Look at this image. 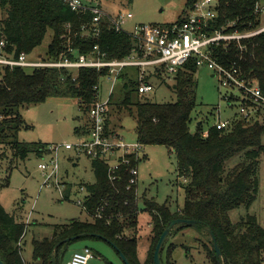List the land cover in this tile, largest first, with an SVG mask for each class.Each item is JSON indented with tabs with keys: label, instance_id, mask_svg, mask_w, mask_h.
Returning <instances> with one entry per match:
<instances>
[{
	"label": "trees",
	"instance_id": "1",
	"mask_svg": "<svg viewBox=\"0 0 264 264\" xmlns=\"http://www.w3.org/2000/svg\"><path fill=\"white\" fill-rule=\"evenodd\" d=\"M219 1V24L226 23L227 19L238 22L229 31L243 32L260 25L261 20L254 15L257 0ZM191 3L189 0L186 9ZM48 31L53 32V40L45 56L40 54L45 61H58L66 51L67 40L75 50L71 58L91 55L98 47L107 60H121L133 48L131 39L117 32L108 19H102L96 25L92 13L72 11L60 0H0V37L7 43L9 57L17 58L22 53L31 56L43 44ZM241 46L242 49L236 44L229 48L217 47L215 58L228 69L236 66L241 78L250 85L259 86L264 94V33L244 40ZM198 71L193 61L182 67L174 77L173 91L177 101L156 103L139 92V69L126 68L116 84L120 86L118 96L115 97L114 88L107 107V133L116 134L111 117L117 109L125 107L136 121L137 142L144 147L165 146L175 154L178 176L184 181V207L172 212L167 204L160 205L154 199L144 198L141 209L138 186L130 184V169L137 165L133 156L128 165L121 166L112 182L108 176V163L92 161L95 183L85 185L88 192L85 206L91 216L101 217L73 220L56 227L52 238L34 240L36 261L64 264L71 244L90 239L109 243L130 264H155L154 253L162 234L171 221L182 219L196 221L201 230L214 233L221 257L212 243L204 245L211 264H263L264 227L249 214L233 223L229 212L241 207L249 209L257 199L260 159L264 157V124L237 119L225 130L211 128L204 137L201 123L197 132L192 133L190 123L197 107L195 76ZM0 74V167L7 158V153L1 152L6 146H11L16 158L23 161L33 154L45 158L51 153V144L19 140L18 134L25 127L20 113L22 107L39 105L54 97L73 98L87 116V122L76 128L75 133L78 137L88 134V114L98 93L95 88L104 82L106 70L84 68L74 77L72 71L65 69L16 67L7 68ZM152 79L163 80V77L152 75L147 81ZM235 157H240L239 164L228 169L229 162ZM9 185V179L0 183V192ZM141 212H147L152 219L143 263L139 260L136 235ZM27 227L14 214L7 213L0 203V260L4 264H25L21 243ZM74 237L79 238L68 241ZM167 241L161 250L162 263L175 264L169 249L164 257Z\"/></svg>",
	"mask_w": 264,
	"mask_h": 264
},
{
	"label": "rangeland",
	"instance_id": "2",
	"mask_svg": "<svg viewBox=\"0 0 264 264\" xmlns=\"http://www.w3.org/2000/svg\"><path fill=\"white\" fill-rule=\"evenodd\" d=\"M85 4L92 3L100 6L112 16L120 14H132L133 18L126 21V30H132L135 25L167 26L181 20L184 16L189 0H83ZM264 7V0H260ZM260 20L264 26V11L260 14ZM53 40V32L48 31L43 44L30 56L36 59L40 54L47 53ZM71 43L65 44L68 52ZM98 54L89 55L91 59H97ZM77 76V71H72ZM198 83L197 107L191 115L190 130L196 133L200 123L202 135L207 137L209 130L219 121L235 120L239 113L238 103L228 105L225 96L231 94L239 96L237 90H231L222 86L220 78L203 67L195 76ZM154 91L148 96L156 103H175L177 95L173 91L174 77L165 76L163 80H151ZM111 83L101 84L100 100L104 103L109 99ZM119 85L115 86V97L119 93ZM234 99V98H233ZM125 107L117 109L112 115L116 134L120 135L126 144L137 143L136 121ZM25 127L18 134L19 140L27 143H45L51 145L75 144L79 137L75 129L87 122L84 112L73 98H50L39 105L25 106L20 109ZM264 144V134L262 136ZM146 159L138 166V195L140 207L143 200L154 199L160 205L167 204L172 212L181 210L186 201L183 188V180L177 172V158L175 154L165 146L144 147ZM2 151L7 153V158L0 167V183L10 180V185L0 192V203L7 213L14 214L18 221L28 225L26 235L21 243V252L25 264H41L33 257V241H41L52 238L56 227L67 225L73 220L87 221L90 216L79 206L78 201L83 202L85 191L70 194V199L61 202V193L56 186L44 185L45 178L39 165L50 161L49 158H40L36 155L23 161L16 158L11 146L4 147ZM240 157H235L228 164V169L236 167ZM60 176L65 183L78 188L80 185L95 183L92 161L84 156L77 158L74 150H62L60 152ZM259 192L256 201L249 209L241 207L229 212V218L237 223L241 217L252 215L257 218L264 227V157L260 159ZM152 219L147 212H141L139 228L136 235L139 238L138 252L141 258L145 257L148 239L151 229L148 224ZM203 233L205 230H201ZM135 234V233H134ZM211 238L203 235L192 227H179L173 229L168 238L164 257H167L168 249L172 251L171 258L175 264H211L204 245L210 246ZM85 247L92 250L93 258L88 264H125L121 256L113 246L103 240H78L68 247L65 262ZM264 264V261H263Z\"/></svg>",
	"mask_w": 264,
	"mask_h": 264
},
{
	"label": "built area",
	"instance_id": "3",
	"mask_svg": "<svg viewBox=\"0 0 264 264\" xmlns=\"http://www.w3.org/2000/svg\"><path fill=\"white\" fill-rule=\"evenodd\" d=\"M60 1L72 11L92 13L96 25L102 19H108L117 32L123 33L131 39L133 42L131 53L121 60H107L106 54H101L96 47L93 53L96 52L99 55L97 59H91L89 55H75L74 58H71L70 55H74L75 50L70 46L68 52L64 53L58 61H45L42 55L31 59L26 53H22L17 58H11L7 55L5 39L0 37V73L7 68L14 69L16 67L24 69L57 68L77 72L84 68H93L101 72L106 70L104 82L111 83L109 90L111 96L122 71L126 68H138L139 92L149 95L155 90L151 80L147 81L150 76L160 74L162 77H175L182 67L193 61L199 69L205 67L218 76L223 87L239 92L238 97L234 94L229 97L225 96L229 106H232L233 102L239 105V113L235 120L264 124V94L259 86L250 85L241 78L236 66L228 69L215 58L217 47L229 48L232 44H236L242 49L241 45L244 40L264 33L262 23L252 30L242 32L233 29L229 31L236 27L238 22L227 19L226 23L219 24V0H192L180 22L167 26L135 25L132 30H126V21L133 18L130 13L126 16L120 14L114 17L100 6L92 3L85 4L83 0ZM262 11H264V7L260 0H257L254 15L260 19ZM95 89L98 93L88 114L90 123L88 134L79 137L75 144L51 145L49 148L51 151L50 161L39 165L45 178L44 185L56 186L61 193V202L69 200L70 194L76 192L75 189L88 193L84 184L75 188L70 183H65L61 178L60 152L63 149L74 150L77 158L84 156L91 161L103 160L108 163V176L111 182L116 180V173L121 166L128 165L130 156H133L137 165L130 169V184L138 186V166L144 161V146L139 142L126 144L120 135L107 133V107L110 96L108 101L103 103L99 98L101 86H97ZM233 121L219 120L214 128L219 131L225 130L230 127ZM86 197L83 202L78 201L79 206L90 218L101 217L100 215L91 216L88 213L85 206ZM93 257L92 250L85 247L76 252L64 264H88Z\"/></svg>",
	"mask_w": 264,
	"mask_h": 264
},
{
	"label": "water",
	"instance_id": "4",
	"mask_svg": "<svg viewBox=\"0 0 264 264\" xmlns=\"http://www.w3.org/2000/svg\"><path fill=\"white\" fill-rule=\"evenodd\" d=\"M182 226H187V227H192L194 229H197V230H199V232L202 235L204 233L208 234V236L211 238V243L213 244V247H214L218 257H221L220 248H219L218 243L216 241L215 235H214V233L212 231L207 229L203 233L202 231H200V224L198 222L190 221V220L177 219V220H173V221L170 222L168 228L164 231V233L162 234V236H161V238H160V240H159V242L157 244V247H156V250H155V253H154V263L155 264H163L162 263V259H161V250L164 247L168 237L172 234L173 229L179 228V227H182ZM77 238H79V237H74V238L68 239V241L75 240ZM120 256H121V259L123 260V262L125 264H130L123 254H120ZM0 264H4V263L0 260Z\"/></svg>",
	"mask_w": 264,
	"mask_h": 264
},
{
	"label": "crops",
	"instance_id": "5",
	"mask_svg": "<svg viewBox=\"0 0 264 264\" xmlns=\"http://www.w3.org/2000/svg\"><path fill=\"white\" fill-rule=\"evenodd\" d=\"M141 209L143 208V207H140ZM151 223H149L148 224V228H150L151 229ZM148 246H149V244H148ZM148 246H147V248H146V251H145V257L144 258H141L140 257V255H139V260L143 263L144 261H145V259H146V256H147V251H148Z\"/></svg>",
	"mask_w": 264,
	"mask_h": 264
}]
</instances>
